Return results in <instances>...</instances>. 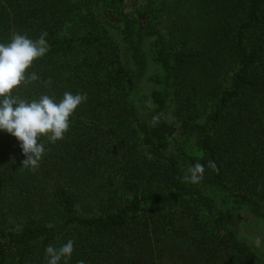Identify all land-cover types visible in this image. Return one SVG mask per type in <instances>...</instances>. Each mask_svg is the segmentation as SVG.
Masks as SVG:
<instances>
[{"label": "trees", "instance_id": "obj_1", "mask_svg": "<svg viewBox=\"0 0 264 264\" xmlns=\"http://www.w3.org/2000/svg\"><path fill=\"white\" fill-rule=\"evenodd\" d=\"M42 31L14 94L88 99L36 172L0 130V264H264L234 227L264 229V0H0V44Z\"/></svg>", "mask_w": 264, "mask_h": 264}, {"label": "clouds", "instance_id": "obj_2", "mask_svg": "<svg viewBox=\"0 0 264 264\" xmlns=\"http://www.w3.org/2000/svg\"><path fill=\"white\" fill-rule=\"evenodd\" d=\"M47 32L42 31L39 38L32 40L26 34L13 33L8 44H0V130L15 136L25 159L21 165L36 172L43 156L46 154L44 138L55 143L65 138L70 129V116L79 105L86 103L87 93L64 92L62 99L43 94L39 99L27 100L17 92L21 86L38 81L40 77L29 69L33 61L43 58L49 51L46 40ZM50 84L51 81H47ZM155 125V121L153 126ZM41 140V142H38ZM206 169L217 171L213 160L207 165L195 163L187 169L185 182L199 185L205 178ZM257 243H260L259 238ZM75 241L68 239L60 247L48 245L45 249L47 264H68L75 251ZM78 264H84L79 261Z\"/></svg>", "mask_w": 264, "mask_h": 264}, {"label": "rangeland", "instance_id": "obj_3", "mask_svg": "<svg viewBox=\"0 0 264 264\" xmlns=\"http://www.w3.org/2000/svg\"><path fill=\"white\" fill-rule=\"evenodd\" d=\"M124 11L127 13H130L129 9H125ZM111 19L113 21H117L114 18H111ZM155 28L159 30L162 33V35L167 36L166 27L164 24H159L155 26ZM167 117L170 122L172 123L174 122L172 119V115L169 111H168ZM172 140H171V144L173 143ZM234 227L236 229L237 236L240 239L245 241L254 250H258L259 252L264 254V229L262 228L260 224L256 223L253 219H251L248 223H244V218H243V220L238 221L234 225ZM258 238L260 240V243H257Z\"/></svg>", "mask_w": 264, "mask_h": 264}, {"label": "flooded vegetation", "instance_id": "obj_4", "mask_svg": "<svg viewBox=\"0 0 264 264\" xmlns=\"http://www.w3.org/2000/svg\"><path fill=\"white\" fill-rule=\"evenodd\" d=\"M141 16H142V15H141ZM143 17H144V16H143ZM143 17H140V16H139L138 18H139L140 20H142Z\"/></svg>", "mask_w": 264, "mask_h": 264}, {"label": "water", "instance_id": "obj_5", "mask_svg": "<svg viewBox=\"0 0 264 264\" xmlns=\"http://www.w3.org/2000/svg\"><path fill=\"white\" fill-rule=\"evenodd\" d=\"M140 17H143V16H140ZM111 18H113L112 16H111ZM115 20L117 19V18H114Z\"/></svg>", "mask_w": 264, "mask_h": 264}]
</instances>
